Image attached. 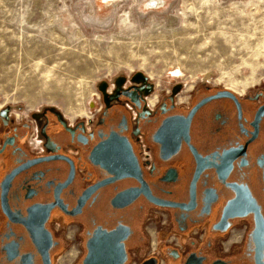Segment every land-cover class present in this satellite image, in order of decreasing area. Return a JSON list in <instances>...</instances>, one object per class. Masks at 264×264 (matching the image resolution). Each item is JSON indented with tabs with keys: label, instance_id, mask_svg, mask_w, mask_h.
Here are the masks:
<instances>
[{
	"label": "flooded vegetation",
	"instance_id": "1",
	"mask_svg": "<svg viewBox=\"0 0 264 264\" xmlns=\"http://www.w3.org/2000/svg\"><path fill=\"white\" fill-rule=\"evenodd\" d=\"M0 264H264V83L0 109Z\"/></svg>",
	"mask_w": 264,
	"mask_h": 264
},
{
	"label": "rangeland",
	"instance_id": "2",
	"mask_svg": "<svg viewBox=\"0 0 264 264\" xmlns=\"http://www.w3.org/2000/svg\"><path fill=\"white\" fill-rule=\"evenodd\" d=\"M110 3L0 0V109L82 115L100 83L138 72L187 89L264 83V0Z\"/></svg>",
	"mask_w": 264,
	"mask_h": 264
},
{
	"label": "bare ground",
	"instance_id": "3",
	"mask_svg": "<svg viewBox=\"0 0 264 264\" xmlns=\"http://www.w3.org/2000/svg\"><path fill=\"white\" fill-rule=\"evenodd\" d=\"M113 1H117V0H104V2H106V4L109 3V2L112 3ZM111 3H110V4H111ZM111 7H112V6H111ZM241 21H242V20H241ZM241 21H240V22H241ZM246 30H247V29H246ZM251 82H253V79L246 80V81H244L243 83H244V85H245V84L247 85L248 83L250 84ZM76 111H77L76 109H75V110L72 109V108L69 109V112H71V113H74V114L79 113V112H78L79 110H78L77 112H76ZM80 111H82V110H80ZM81 113H82V112H81Z\"/></svg>",
	"mask_w": 264,
	"mask_h": 264
},
{
	"label": "water",
	"instance_id": "4",
	"mask_svg": "<svg viewBox=\"0 0 264 264\" xmlns=\"http://www.w3.org/2000/svg\"><path fill=\"white\" fill-rule=\"evenodd\" d=\"M137 74L144 75L143 73L138 72Z\"/></svg>",
	"mask_w": 264,
	"mask_h": 264
}]
</instances>
